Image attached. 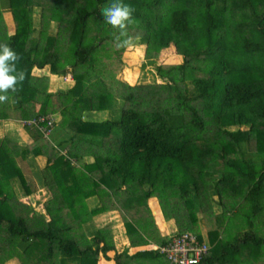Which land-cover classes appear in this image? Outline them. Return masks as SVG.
Instances as JSON below:
<instances>
[{"label":"trees","instance_id":"obj_1","mask_svg":"<svg viewBox=\"0 0 264 264\" xmlns=\"http://www.w3.org/2000/svg\"><path fill=\"white\" fill-rule=\"evenodd\" d=\"M110 2H0V23L1 9L12 17L0 25V42L20 56L17 69L26 74L0 104V117H8L9 107L26 123L52 118L40 126L47 137L38 126H24L37 150L31 149L33 156L45 155L40 182L52 196L44 205L49 222L18 200L35 191L15 161L24 146L0 143V264L7 258L18 264H97L101 258L168 264L157 250L118 253L107 227L84 229L89 239L79 230L111 210L121 212L131 246L149 241L138 229L162 246L187 233L208 249L201 264H264V0H123L134 9L135 23L128 30L131 44L122 48L116 47L118 30L102 16ZM109 45L120 64L124 49L144 46L143 67L161 83L119 81L104 89L93 83L79 97L81 77H96L103 86L96 57ZM172 46L181 62L157 64ZM67 65L73 75L81 66L85 72L65 91L53 76ZM59 132L66 138H54ZM92 195L96 208L75 204ZM150 199L176 225L170 238L156 229ZM211 213L218 221L205 234L203 217Z\"/></svg>","mask_w":264,"mask_h":264},{"label":"rangeland","instance_id":"obj_2","mask_svg":"<svg viewBox=\"0 0 264 264\" xmlns=\"http://www.w3.org/2000/svg\"><path fill=\"white\" fill-rule=\"evenodd\" d=\"M0 2H1V0H0ZM1 11H2V15H1L2 21H1L0 25L1 26L5 25V27H6V24L9 25L10 23H12V21H11L12 17H11L9 10L1 9ZM4 19L7 20L6 24H5ZM113 49L115 50L116 47L113 45H111V46L109 45L108 48H104L101 51H99V53L97 54V57H96V61H98L97 67H96V73L98 75L97 76L98 79L100 81H102L103 86L101 87V85L99 84V81L97 80L96 77H94V78L91 77L90 80H84L81 77L80 80H82L84 87H83L82 91H80V93L78 94L79 97L85 91V87H92L93 83L96 84L97 86H99L101 89L112 88L115 85H118L119 81L126 82L127 84H129L131 86H133L135 84L137 85L140 83H152V82L161 83V81L159 79H157L154 74H152V72L150 71L151 68L149 66H146V68L143 67L144 62H145L144 56H143L144 55V46L127 47L126 49H124V51L121 54V61H122L121 64L118 62L119 60L116 58V56L112 54ZM64 54H67V52ZM180 62H181V54L177 51L175 46H172L169 49V51H167L166 53H162V55L159 56L157 64H159V65H170V64H178ZM62 63L67 64V61H64V58H63ZM79 72L80 73L85 72V71H83L82 66L78 68V70L74 73V75H79L78 74ZM33 75H35L39 78L45 77V75H46V77H48V79H49V77L52 78V76H48L49 74L47 72L42 73L40 71L39 72L36 71V72H33ZM74 75L72 73V68L70 67V65H67L65 67V72L63 74H61L59 76H53V77H54L55 81L57 83H59V85L61 87L63 86L65 88L64 90L67 91L72 86H74L72 83H75V78H77V77L74 78ZM60 78L62 80L59 82ZM64 81H65V83H64ZM52 86L53 85H51L50 90H52ZM6 109L10 110V112L13 114H19L18 110H14L15 108L12 109V108L7 107ZM0 115H4V114L0 113ZM59 116H60V113H59V115L58 114L54 115V118H56V123L60 118ZM30 122H31V124H33V120H30ZM23 125H25V124L23 123V120H21L20 126L24 127ZM25 131L28 132L27 129H25ZM22 133H23L22 136L24 137V132H22ZM66 136H67V134L63 133L62 138H66ZM25 140H26L25 143L27 145H31L33 143V141H31V138L29 137V135H27L25 137ZM34 163L37 167L43 168V170L45 169V167H44L45 159H37L36 158L34 160ZM74 165L77 168H79L81 171H83V168L80 165H78L76 163H74ZM28 166L30 167V165H28ZM25 170H26L28 175L32 176V174L28 171V169L26 167H25ZM24 173H25V171H24ZM38 192H39V190L36 193V199L39 201V205H36L34 208L32 202L29 201L31 206H32V207L31 206L30 207L32 209H34L36 212H40V214L43 215V217L45 216V220L47 222V216L48 215L46 214V209H45L44 205L46 202H49L51 200L50 199L51 195L45 189L41 190L39 194H38ZM44 192H46V194H47L46 197H44V194H43ZM80 201H82V199H80ZM21 202L26 203V205L28 203L26 200H21ZM158 208H159V206H158ZM149 209L153 210L154 214H156L155 209H152V207H149ZM107 212H114V213H112L110 215V222L107 224H103L102 227L103 228H106L107 226L109 227L111 234L113 236L112 237L113 242L116 244V246H115L116 251L118 253H122V252L128 250V247L130 246V241H129V238L127 237V234L125 236V235H123V232H122L125 229V227H123L124 224L122 223V221H123L122 214L119 210H111V211H107ZM157 212H159V211L157 210ZM83 218L84 217L79 218L78 220L81 221V220H83ZM215 218H216V214H213V213H211V216L206 215L203 217L202 226H203V232L205 234H207L209 232L208 229H210L216 225L215 222H217L218 220H216ZM121 223L123 224V225H121V228L115 227ZM85 224L86 223H82L81 228L79 230L85 234L87 239H89V238H91V235H86V233L84 231ZM85 230L87 231V228H85ZM176 230L177 229H175V232H177ZM141 233H142V231H141ZM260 234L263 235L264 231H262ZM127 253L129 254V252H127ZM110 256H112V254H110ZM9 259L10 258L5 259L3 263L4 264L20 263L18 260L16 262L11 263V260H9ZM112 261L114 262V264H116L114 260H112ZM101 262H103V261H101ZM130 264H136V263H130Z\"/></svg>","mask_w":264,"mask_h":264},{"label":"crops","instance_id":"obj_3","mask_svg":"<svg viewBox=\"0 0 264 264\" xmlns=\"http://www.w3.org/2000/svg\"><path fill=\"white\" fill-rule=\"evenodd\" d=\"M5 112L7 113L8 117H5V118H1L0 117V143L5 140V141H8L9 143L10 142L17 143L18 147H19V145L20 146H24V149L19 151L21 153H18V156H17L15 161H16L17 165L20 167L24 177L27 178V181L30 179L32 181V182L31 181L30 182L35 185V191H34L33 194H31L30 196L21 197V198L17 197V198H18V200H26L28 202L27 203L28 206H31V204L29 202V201H31L33 206H34V208H35L36 205H39V201L36 199V193H37L38 190H39L38 194L40 193L41 190L45 189L51 195L49 190L44 185H42L41 182H40V176H41L43 168L37 167L35 165V163H34V160L36 158L37 159H45V157H44L45 155L44 154H38L36 156H33L35 154L32 153L31 149H34L36 151V153H37L36 148L34 146L31 147L32 144L31 145H27L25 143V141H26L25 137L27 135H29V137H30V133L25 131L26 128L20 126L21 119H19L17 114H13V113L10 112V110H7V109L5 110ZM30 130H32V129H30ZM22 132H24V137L22 136V134H23ZM62 135H63V132L56 133L54 135V138L61 139ZM31 141H33L32 138H31ZM87 162L91 163L92 159H87ZM28 165H30V167ZM45 165H46V159H45L44 166ZM25 167L32 174V176L27 174V172L25 170ZM24 171H25V173H24ZM15 188H16V194L18 196H22V191L18 188L17 185H15ZM43 194H44V197L47 196L46 192H44ZM50 199H52V196H51ZM75 204H78V205L82 204V205H84L86 207V209L91 210L93 208H96V206L99 205V200H98V197L96 195L85 196V198H84L82 203H81L80 200H78V201L75 202ZM149 207H152V209H155L156 213H158V216H157L156 214H154L153 210H150L156 229L160 232L161 236L170 238V236L172 235L171 233H174L175 229H177L176 225L173 222V220H165L164 219V217H163V215L161 213L160 207L158 208V202L154 201L153 199L149 200ZM157 210L159 212H157ZM112 213H114V212H104V213H101V214H98V215H95L93 217L88 218L87 221L84 222V223H86L85 224V228H87V231H93V230H95L97 228H103L102 227L103 224H107V223L110 222V215ZM44 218H45V216H44ZM49 220H50V218L47 216V222H49ZM136 220H137V222H139V224L137 223V225H136L137 228L142 227L144 225V224H142L143 220H139V219H137V217L135 218V221ZM122 223H123V221H122ZM122 223L117 225V226H115V227L116 228H121V225H123ZM138 231H139V237L148 238L149 241H147L145 243V245H142L141 243L136 245V241H135L134 242L135 243L134 246L130 245L128 247L129 251L128 250L124 251L127 255H133L137 251H153V250H155L153 248L154 246H162V245H156L155 242L153 243V241H151V239L148 237V235L146 233H144L142 230H141L142 233H141L140 229H138ZM122 232H123V235L126 236V229H124ZM136 239H137V237L135 236V240ZM114 245L116 246L115 243H114ZM127 252H129V254ZM110 254H112V256H110ZM110 254H109V257L112 258L114 253L111 252ZM164 259L166 260L165 256H164ZM101 261H103V262H101ZM111 261H112V259L107 261V260H104V259L101 258V260L98 261L97 264H100V263L101 264H111V263L114 264V262L113 261L111 262ZM143 261L145 263L147 262L144 259H143ZM139 262H140V259H137V260L134 261V263H136V264H139ZM16 264H18V263H16Z\"/></svg>","mask_w":264,"mask_h":264},{"label":"clouds","instance_id":"obj_4","mask_svg":"<svg viewBox=\"0 0 264 264\" xmlns=\"http://www.w3.org/2000/svg\"><path fill=\"white\" fill-rule=\"evenodd\" d=\"M133 12L134 9L123 3V0H111L102 9L105 23L118 30V36H116L117 48L128 46L132 42L128 30L135 23ZM19 61L20 56L10 45L7 42H0V103L7 102L9 99L8 93H16L18 91L17 84H22L26 79L25 71L17 69Z\"/></svg>","mask_w":264,"mask_h":264},{"label":"built area","instance_id":"obj_5","mask_svg":"<svg viewBox=\"0 0 264 264\" xmlns=\"http://www.w3.org/2000/svg\"><path fill=\"white\" fill-rule=\"evenodd\" d=\"M47 118L52 119L49 116H39L37 119H33V124L30 121L27 123L23 121V123L29 127L38 126L47 137L49 130L40 127ZM49 125L52 126V122ZM153 248L165 256L168 264H201V258L206 255L208 250L204 244L197 243L194 237L187 233L173 237L166 245L154 246Z\"/></svg>","mask_w":264,"mask_h":264}]
</instances>
